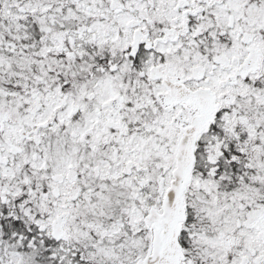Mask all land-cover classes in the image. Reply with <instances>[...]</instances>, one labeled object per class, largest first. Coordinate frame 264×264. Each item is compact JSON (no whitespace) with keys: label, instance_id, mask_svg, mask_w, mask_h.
Returning a JSON list of instances; mask_svg holds the SVG:
<instances>
[{"label":"snow or ice","instance_id":"snow-or-ice-1","mask_svg":"<svg viewBox=\"0 0 264 264\" xmlns=\"http://www.w3.org/2000/svg\"><path fill=\"white\" fill-rule=\"evenodd\" d=\"M0 264H264V0H0Z\"/></svg>","mask_w":264,"mask_h":264}]
</instances>
